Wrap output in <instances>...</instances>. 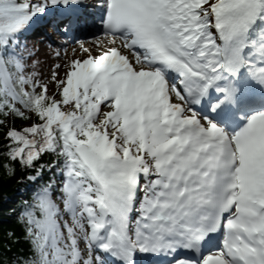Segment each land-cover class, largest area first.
Listing matches in <instances>:
<instances>
[{
	"label": "snow or ice",
	"instance_id": "obj_1",
	"mask_svg": "<svg viewBox=\"0 0 264 264\" xmlns=\"http://www.w3.org/2000/svg\"><path fill=\"white\" fill-rule=\"evenodd\" d=\"M255 87L264 0H0V171L35 186L0 264H264Z\"/></svg>",
	"mask_w": 264,
	"mask_h": 264
},
{
	"label": "trees",
	"instance_id": "obj_2",
	"mask_svg": "<svg viewBox=\"0 0 264 264\" xmlns=\"http://www.w3.org/2000/svg\"><path fill=\"white\" fill-rule=\"evenodd\" d=\"M17 125H24L31 123V121L15 120ZM3 128H0V140L3 139ZM45 160L50 159L49 156L44 157ZM26 173L18 171L15 178L8 179L3 176L0 171V236L3 230L14 229L18 235H23L20 224L16 221L15 213L19 212L23 202L28 201L32 195L35 187L31 181L25 179L21 182L20 177L25 176ZM0 243H3L0 240ZM26 250L27 244L21 240L13 246V250Z\"/></svg>",
	"mask_w": 264,
	"mask_h": 264
},
{
	"label": "rangeland",
	"instance_id": "obj_3",
	"mask_svg": "<svg viewBox=\"0 0 264 264\" xmlns=\"http://www.w3.org/2000/svg\"><path fill=\"white\" fill-rule=\"evenodd\" d=\"M41 38L43 39V41L38 42L39 44H37V47L39 48L38 58L41 60L42 63L36 71L41 72L43 74V78L46 79L47 75L51 71V67H50L51 64L53 62H57V63L60 62V61L55 59V57L52 55V53H53L54 49L59 48V45L61 43V38L60 37H54V39L57 40L56 45H50V42L47 41L43 35L41 36ZM71 46H75V45L74 44L69 45V47L71 48V49H67L69 57H71L73 55ZM51 91H52V88L50 86L49 92L51 93Z\"/></svg>",
	"mask_w": 264,
	"mask_h": 264
},
{
	"label": "bare ground",
	"instance_id": "obj_4",
	"mask_svg": "<svg viewBox=\"0 0 264 264\" xmlns=\"http://www.w3.org/2000/svg\"><path fill=\"white\" fill-rule=\"evenodd\" d=\"M88 42H89V44L91 43V41H90V40H89ZM70 49H71V48H70Z\"/></svg>",
	"mask_w": 264,
	"mask_h": 264
}]
</instances>
